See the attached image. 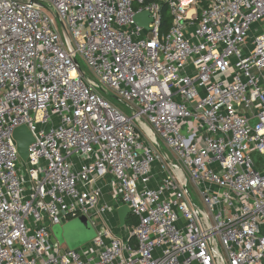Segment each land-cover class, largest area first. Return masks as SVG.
Returning a JSON list of instances; mask_svg holds the SVG:
<instances>
[{"label":"built area","instance_id":"built-area-1","mask_svg":"<svg viewBox=\"0 0 264 264\" xmlns=\"http://www.w3.org/2000/svg\"><path fill=\"white\" fill-rule=\"evenodd\" d=\"M252 151L264 0H0V264H264ZM81 214L95 236L60 245Z\"/></svg>","mask_w":264,"mask_h":264},{"label":"water","instance_id":"water-1","mask_svg":"<svg viewBox=\"0 0 264 264\" xmlns=\"http://www.w3.org/2000/svg\"><path fill=\"white\" fill-rule=\"evenodd\" d=\"M148 21V15L145 11L136 13L134 15V22L139 26H144L146 28ZM76 64L77 67H79L77 62ZM253 122L254 120L250 121V123ZM13 137L16 142L18 154L20 158L25 161L28 154L27 148L29 143L33 141V137L24 125L18 126L14 129ZM250 157L260 171L264 170V160L257 151H252L250 153ZM128 212L129 210L126 205H122L117 208V216L120 226L124 225L125 218L128 215ZM52 230L55 236L58 238L59 243L61 244L63 241H65L68 248L70 249L76 248L80 244L88 241L95 236L92 225L83 214L78 215L74 219H70L61 227L59 225L53 226Z\"/></svg>","mask_w":264,"mask_h":264},{"label":"rangeland","instance_id":"rangeland-1","mask_svg":"<svg viewBox=\"0 0 264 264\" xmlns=\"http://www.w3.org/2000/svg\"><path fill=\"white\" fill-rule=\"evenodd\" d=\"M78 62H79V64H80L81 68H82L83 70H85V67H86V66H85L84 62H83L79 57H78ZM107 97L110 99V101H111L115 106H117V107L120 108V109L126 110L125 104H124L122 101L113 98L110 94H109V96H107ZM189 189H190L191 193L194 195V202H195L196 204L201 205L199 199L195 196V194H194V192H193L191 186H189ZM72 219H74V218H72ZM132 219L136 221V217H132ZM66 222H68V221H66ZM66 222H65V223H66ZM65 223H63V224H65ZM114 223H115V221H114ZM128 223H129V222H128ZM63 224H62V225H63ZM128 225H129V224H128Z\"/></svg>","mask_w":264,"mask_h":264},{"label":"trees","instance_id":"trees-1","mask_svg":"<svg viewBox=\"0 0 264 264\" xmlns=\"http://www.w3.org/2000/svg\"><path fill=\"white\" fill-rule=\"evenodd\" d=\"M170 24V15L169 12L167 10V7L165 5H162V26H161V31H165L167 30V28L169 27ZM129 222V223H128ZM136 221L132 219V217L130 215L127 216L126 218V225H131V224H135Z\"/></svg>","mask_w":264,"mask_h":264},{"label":"crops","instance_id":"crops-1","mask_svg":"<svg viewBox=\"0 0 264 264\" xmlns=\"http://www.w3.org/2000/svg\"><path fill=\"white\" fill-rule=\"evenodd\" d=\"M115 215H117V211L114 213V217H113V216L110 217L112 222H113V219H114V220L116 219V218H115V217H116ZM68 221H69V220H68ZM59 226L61 227L62 225H59ZM52 228H53V227H52ZM92 228H93V227H92ZM93 230H94V232H95V229H94V228H93ZM52 233H53L54 238H55V239L57 240V242L59 243L58 238L55 236L53 230H52ZM95 233H96V232H95ZM91 239H92V238H91ZM91 239H89L88 241H86V242L80 244L79 246L84 245L85 243L89 242ZM59 244H60V243H59ZM60 245H63V246L68 247L65 241H63ZM79 246H77V247H79ZM77 247H76V248H77Z\"/></svg>","mask_w":264,"mask_h":264}]
</instances>
